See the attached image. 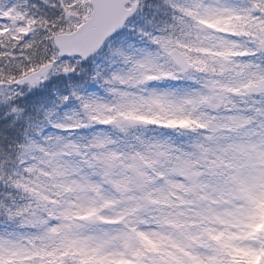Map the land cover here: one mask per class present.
<instances>
[{"label":"clouds","instance_id":"obj_1","mask_svg":"<svg viewBox=\"0 0 264 264\" xmlns=\"http://www.w3.org/2000/svg\"><path fill=\"white\" fill-rule=\"evenodd\" d=\"M56 7L36 15L33 33L4 37L0 99L75 70L61 37L87 25L93 6ZM161 11L108 48L110 64L88 77L98 92L61 96L76 104L26 117L19 137L0 143V215L13 225L0 232L5 261L239 264L237 249L264 244V232L247 235L264 205V0H162ZM221 18L225 30L210 26ZM165 78L190 86H154ZM136 116L192 123L170 129L182 140L144 136L150 121ZM82 122L100 127L74 134Z\"/></svg>","mask_w":264,"mask_h":264},{"label":"trees","instance_id":"obj_2","mask_svg":"<svg viewBox=\"0 0 264 264\" xmlns=\"http://www.w3.org/2000/svg\"><path fill=\"white\" fill-rule=\"evenodd\" d=\"M161 4L162 0H143L142 7H140L137 15L128 22L124 30L118 33L116 37L121 38V42L125 43L136 39L138 29L148 28L158 22L162 15ZM32 6L29 8H32ZM26 12L28 21L35 20L37 14H47L49 17L55 14L52 10H26ZM104 54L100 52L92 57L90 59L93 61L91 66L86 64L87 62H82L77 58H65L67 62L75 65V70L72 73L66 76H53L52 80L40 87L41 89H35L33 93L22 97L7 93L8 100L2 101L0 99V143H7L13 138H18L20 130L24 127L26 117L33 119L39 116L41 111L48 108L57 109L62 112L63 110L73 108L76 104L75 98L71 95H69V99L65 102L60 101L59 98L61 96L73 92H78V94L92 92L91 90L96 85L89 82V75L104 69L106 65L110 64V61L107 59V53ZM77 72L79 75H77ZM11 105H15L17 108L23 109V111L11 113ZM14 116L17 117L15 121ZM10 123L11 126H9ZM12 227L13 225L6 221L3 215H0V231L9 230Z\"/></svg>","mask_w":264,"mask_h":264},{"label":"rangeland","instance_id":"obj_3","mask_svg":"<svg viewBox=\"0 0 264 264\" xmlns=\"http://www.w3.org/2000/svg\"><path fill=\"white\" fill-rule=\"evenodd\" d=\"M40 1L44 2V0H37V2L34 3L38 6L37 9H43L44 8L43 5L40 6ZM31 2H33V1H31ZM133 2L138 3L139 7H142L143 0H134ZM57 3H58V0H47L46 4H48L49 6H54L55 8H57L56 7ZM214 4H215V6H221L222 5L224 7L233 6V7L243 8L244 5L246 4V0H214ZM6 15L13 16V19L16 23L17 28L21 29L24 34H30L31 30H32V33L34 32L32 22L26 20L25 15H27V12L25 10H22L19 6L17 8V7L11 6V5H8V6H1L0 5V32L1 33H3V30H4V28H6V26H9V23L5 21ZM226 23H227V20L225 18H221L216 23H213L210 26L213 28L219 27L220 30L223 31L225 29L223 27H221V25L226 24ZM35 36H36V34L33 35V38ZM37 38H38V36L35 37L34 39H37ZM116 42H121V38H118L116 36L112 37L110 40H108L106 42V44L103 47V49L101 50V52L103 54L107 53L108 48L113 43H116ZM1 48H3V47H1ZM209 54H218V53L210 50ZM237 54H239V55H250V53H248L246 51H242V52H239ZM86 64H89L91 66L93 64V61L90 60ZM49 80L50 79H48L47 81H49ZM154 86L157 88H168V89L180 90V89H184V88L189 87L190 83L187 81H184V80H172V79L165 78L162 82L155 83ZM37 89H41V88H37ZM34 90H32L31 92H27V94L33 93ZM91 91L92 92H98L99 90L95 87ZM3 95H4V93L0 92V97H2ZM16 95H19L20 97L24 96V95H20L19 92H17ZM1 100L4 101L3 99H1ZM240 108L241 109L244 108L243 102H241ZM62 112H64V110ZM65 114H67V113H65ZM73 118L75 119L78 117L74 116ZM133 118L150 121L149 128H147L143 131L144 136L174 137L177 140H182V139H184V137L178 136L175 132L170 131V129L183 128V127H186L187 125L192 123L190 120H186V119L179 118V117L160 119L159 117L149 118L147 116H136ZM101 123L106 124V123H108V121H103ZM97 127H100V124H97L96 126H91V125L84 124L82 122L81 127L76 132H74V134H78L80 136H88L89 134L94 133ZM149 130L152 131L151 135L147 133V131H149ZM110 134L113 136L114 139H118L119 142H121V143L125 142L128 139V137L123 136V134H121V133H110ZM138 135H139V133H138ZM261 207H262V210L259 214L258 222H254L253 224L250 225L251 232L247 234L250 238H254L255 234L258 232H264V205H262ZM100 219L104 222H107V223L114 222V221H111L105 217H100ZM253 225H255V226H253ZM11 229H9V230H11ZM3 231H5V230H3ZM3 231H0V232H3ZM237 255H238L239 264H264V244L260 245L259 248H255V247H251V246L239 248V249H237Z\"/></svg>","mask_w":264,"mask_h":264},{"label":"water","instance_id":"obj_4","mask_svg":"<svg viewBox=\"0 0 264 264\" xmlns=\"http://www.w3.org/2000/svg\"><path fill=\"white\" fill-rule=\"evenodd\" d=\"M131 0H91L92 11L87 25L61 40L67 53L64 57L78 56L83 61L98 53L105 41L121 31L136 10L126 7Z\"/></svg>","mask_w":264,"mask_h":264},{"label":"flooded vegetation","instance_id":"obj_5","mask_svg":"<svg viewBox=\"0 0 264 264\" xmlns=\"http://www.w3.org/2000/svg\"><path fill=\"white\" fill-rule=\"evenodd\" d=\"M29 1H33V3L37 2V0H0V5L1 6L11 5V6H14V7H17V8L19 6L22 10H24L25 3L29 2ZM40 5H43L48 10H58L54 6H49L48 4H46V3L42 2V1H40ZM6 16H8V15H6ZM7 21L9 22L10 29H8V26H6V28H4V30H3L4 37L9 35L10 33H12V34H17L18 33V34H22L23 35V31L21 29L17 28L13 17H12V19L7 20ZM13 38H14V35H13Z\"/></svg>","mask_w":264,"mask_h":264},{"label":"snow or ice","instance_id":"obj_6","mask_svg":"<svg viewBox=\"0 0 264 264\" xmlns=\"http://www.w3.org/2000/svg\"><path fill=\"white\" fill-rule=\"evenodd\" d=\"M0 264H11V257H9L7 261H5L3 257H0Z\"/></svg>","mask_w":264,"mask_h":264}]
</instances>
